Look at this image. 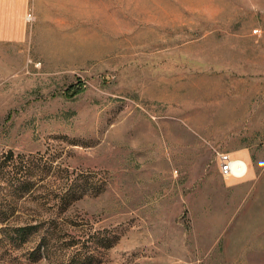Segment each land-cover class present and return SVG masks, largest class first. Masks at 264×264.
<instances>
[{
    "label": "rangeland",
    "instance_id": "obj_1",
    "mask_svg": "<svg viewBox=\"0 0 264 264\" xmlns=\"http://www.w3.org/2000/svg\"><path fill=\"white\" fill-rule=\"evenodd\" d=\"M0 2V264H264V0Z\"/></svg>",
    "mask_w": 264,
    "mask_h": 264
},
{
    "label": "built area",
    "instance_id": "obj_2",
    "mask_svg": "<svg viewBox=\"0 0 264 264\" xmlns=\"http://www.w3.org/2000/svg\"><path fill=\"white\" fill-rule=\"evenodd\" d=\"M31 11L26 13V20H33ZM219 171L224 178L236 180L245 179L249 173V163L246 159L232 155L230 151H217Z\"/></svg>",
    "mask_w": 264,
    "mask_h": 264
},
{
    "label": "trees",
    "instance_id": "obj_3",
    "mask_svg": "<svg viewBox=\"0 0 264 264\" xmlns=\"http://www.w3.org/2000/svg\"><path fill=\"white\" fill-rule=\"evenodd\" d=\"M82 90H84V84L82 82H79L76 86H70L67 90H66V95L67 96H74L75 94H77L78 92H81ZM82 190L81 189H75V191H71L69 189L67 190H60V200L58 201L59 204H67L69 201H71L72 199H75L77 197H79L82 194ZM26 227L25 226H19L17 227L15 230V233L18 234H22L25 231Z\"/></svg>",
    "mask_w": 264,
    "mask_h": 264
},
{
    "label": "crops",
    "instance_id": "obj_4",
    "mask_svg": "<svg viewBox=\"0 0 264 264\" xmlns=\"http://www.w3.org/2000/svg\"><path fill=\"white\" fill-rule=\"evenodd\" d=\"M4 3V4H3ZM2 4L3 5H5L6 4V2H0V8L1 7H3L2 6ZM231 153H232V155H237V156H240V157H242V158H244V159H246L247 160V162L249 163V173L248 174H250L251 173V170L252 169H250L251 167H250V157H249V155H248V153L247 152H245V151H237V150H232V151H230ZM218 168H219V166H218ZM221 174V173H220ZM247 177H248V175H247ZM246 177V178H247ZM245 178V179H246ZM241 180H244V179H241Z\"/></svg>",
    "mask_w": 264,
    "mask_h": 264
}]
</instances>
